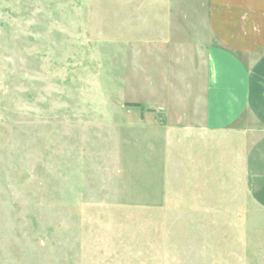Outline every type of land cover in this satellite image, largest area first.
Wrapping results in <instances>:
<instances>
[{
	"label": "rangeland",
	"instance_id": "obj_1",
	"mask_svg": "<svg viewBox=\"0 0 264 264\" xmlns=\"http://www.w3.org/2000/svg\"><path fill=\"white\" fill-rule=\"evenodd\" d=\"M205 6L0 0V264L247 260L264 211L242 202L228 135L162 109L183 14L204 30Z\"/></svg>",
	"mask_w": 264,
	"mask_h": 264
},
{
	"label": "crops",
	"instance_id": "obj_2",
	"mask_svg": "<svg viewBox=\"0 0 264 264\" xmlns=\"http://www.w3.org/2000/svg\"><path fill=\"white\" fill-rule=\"evenodd\" d=\"M195 12L190 17L199 20ZM190 17L182 18L187 55L180 57L177 84L172 76L170 102L162 109L176 129L226 133V154L234 158L229 171L242 172L248 196L242 202L264 211V0H206L204 30ZM163 32L170 33L168 25ZM255 240L241 264H264V232Z\"/></svg>",
	"mask_w": 264,
	"mask_h": 264
}]
</instances>
